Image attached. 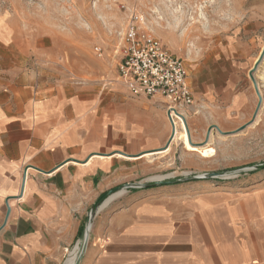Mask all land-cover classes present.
<instances>
[{
  "label": "crops",
  "instance_id": "0c3cea01",
  "mask_svg": "<svg viewBox=\"0 0 264 264\" xmlns=\"http://www.w3.org/2000/svg\"><path fill=\"white\" fill-rule=\"evenodd\" d=\"M248 55L230 61L237 75L256 63ZM63 57L0 16V264H64L111 189L264 161V111L208 102L234 95L216 93L224 69L186 64L194 103L175 134L167 98L75 73ZM79 264H264V169L111 196Z\"/></svg>",
  "mask_w": 264,
  "mask_h": 264
},
{
  "label": "rangeland",
  "instance_id": "374dc122",
  "mask_svg": "<svg viewBox=\"0 0 264 264\" xmlns=\"http://www.w3.org/2000/svg\"><path fill=\"white\" fill-rule=\"evenodd\" d=\"M1 15L16 17L22 26L44 34L48 45L63 51L64 63L73 72L80 70L83 76L94 79L117 78L123 28L134 18L185 66L199 64L213 76L224 69V80L216 93L231 89L234 95L231 99L214 95L209 103L223 104L224 109L233 104L232 110L237 111H264V56L255 68L264 51L260 47L264 41V0H0ZM247 55L258 59L237 75L229 63L232 59L243 63ZM192 87L194 91L195 85ZM225 170L228 168L216 171ZM246 171L211 180L235 181L247 177L249 174L235 177Z\"/></svg>",
  "mask_w": 264,
  "mask_h": 264
},
{
  "label": "built area",
  "instance_id": "2783aa9c",
  "mask_svg": "<svg viewBox=\"0 0 264 264\" xmlns=\"http://www.w3.org/2000/svg\"><path fill=\"white\" fill-rule=\"evenodd\" d=\"M117 74L133 95L162 96L169 100L167 113L176 134L178 122H184L181 111L194 103L185 64L134 18L123 28ZM76 252L75 246L66 261Z\"/></svg>",
  "mask_w": 264,
  "mask_h": 264
},
{
  "label": "water",
  "instance_id": "95a60500",
  "mask_svg": "<svg viewBox=\"0 0 264 264\" xmlns=\"http://www.w3.org/2000/svg\"><path fill=\"white\" fill-rule=\"evenodd\" d=\"M264 56V51L263 54L261 55V57L259 58L258 62L255 65V68L257 67V65L260 63L262 57ZM254 68V70H255ZM254 79V78H253ZM255 81V80H254ZM261 99V98H260ZM261 106V100L260 103L258 105V109L259 110ZM176 128L175 126H173V131L175 132ZM242 169H246L247 171L240 175H236L235 177H239L242 175H247V174H251L260 170L264 169V162L261 163H256L253 165H247V166H242V167H238V168H232V169H228L225 171H215V172H209V173H199V174H185L182 177L179 178H172V177H165V178H155L149 181H145V182H141V183H133V184H126L123 185L121 187L115 188V189H111L107 192H105L104 194H102L97 201L94 203V205L91 207V210L89 212V215L87 217L84 229H83V233L81 235V239L80 242L76 245V249H77V255H76V259H74L72 264H79L81 259L84 256L88 241H89V235H90V230H91V225H92V221H93V217L96 214V212L101 208V206L109 199L111 198V196L121 193V192H126L129 189L135 188V189H140V188H151V187H158V186H164V185H172V184H178L181 182H188L191 180H211V179H224V178H229L226 177V175L228 173L234 172V171H238V170H242ZM73 256V255H72ZM71 256V257H72ZM67 261L64 262V264H66Z\"/></svg>",
  "mask_w": 264,
  "mask_h": 264
},
{
  "label": "bare ground",
  "instance_id": "6f19581e",
  "mask_svg": "<svg viewBox=\"0 0 264 264\" xmlns=\"http://www.w3.org/2000/svg\"><path fill=\"white\" fill-rule=\"evenodd\" d=\"M256 89H257V93H258L259 97L262 99V95H261V92H260V90H259V88H258L257 83H256ZM181 127H182V126H181ZM179 129H180V128H179ZM183 131H184V130H183ZM183 131H182V132H183ZM242 170H246V169H242ZM238 171H241V170H238ZM235 172H237V171H235ZM76 255H77V253H76L74 256H72L71 258H69V260L67 261L66 264H69V263L73 262L74 259H76Z\"/></svg>",
  "mask_w": 264,
  "mask_h": 264
}]
</instances>
